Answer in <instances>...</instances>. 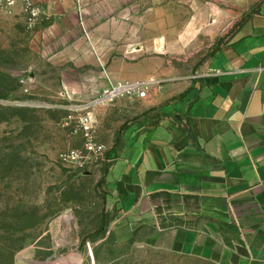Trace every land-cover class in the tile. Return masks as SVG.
<instances>
[{"label":"rangeland","instance_id":"obj_1","mask_svg":"<svg viewBox=\"0 0 264 264\" xmlns=\"http://www.w3.org/2000/svg\"><path fill=\"white\" fill-rule=\"evenodd\" d=\"M263 3L78 5L72 24L82 26L80 49L36 39L53 17L30 28L23 17L0 13V264H77L76 257L82 264H158L143 248L152 230L110 206L106 183L123 144L119 136L148 111L143 100L129 96L115 104L94 102L110 85L132 81L135 72L154 81L150 96L190 84ZM118 102L122 112L113 108ZM88 116L93 141L104 146L101 155L86 149L82 122ZM72 151L78 161L66 159Z\"/></svg>","mask_w":264,"mask_h":264},{"label":"crops","instance_id":"obj_2","mask_svg":"<svg viewBox=\"0 0 264 264\" xmlns=\"http://www.w3.org/2000/svg\"><path fill=\"white\" fill-rule=\"evenodd\" d=\"M34 1L54 18L36 39L80 49L78 5L105 0ZM194 80L139 99L148 113L119 136L108 203L150 227L152 262L264 264V3Z\"/></svg>","mask_w":264,"mask_h":264},{"label":"built area","instance_id":"obj_3","mask_svg":"<svg viewBox=\"0 0 264 264\" xmlns=\"http://www.w3.org/2000/svg\"><path fill=\"white\" fill-rule=\"evenodd\" d=\"M25 17L27 25L30 28L36 27L39 22L47 17L43 7L34 0H0V13L15 16L18 12ZM154 81H126L117 84H112L107 87L94 102L95 105L101 104H115L119 99L126 96L135 97L137 99L145 98ZM83 130L85 132L88 143L86 149L90 153L103 154L104 146L97 145L94 141V131L91 119L86 117L82 122ZM67 160L78 161L79 154L72 151L66 156ZM90 257L93 259V250L89 247Z\"/></svg>","mask_w":264,"mask_h":264},{"label":"trees","instance_id":"obj_4","mask_svg":"<svg viewBox=\"0 0 264 264\" xmlns=\"http://www.w3.org/2000/svg\"><path fill=\"white\" fill-rule=\"evenodd\" d=\"M260 8H261V6H260ZM260 8L257 10L256 13H259V12H260ZM256 13H254V14H256ZM254 14H251V15L248 16L246 19H244V20L242 21V23L240 24L239 28L242 27L243 25H245L246 22L249 20V18H250L252 15H254ZM189 92H190V91H188V92H186L185 94L181 95V96H180L178 99H176V100H183V99H185V98L187 97V95L189 94ZM174 100H175V99H174Z\"/></svg>","mask_w":264,"mask_h":264},{"label":"bare ground","instance_id":"obj_5","mask_svg":"<svg viewBox=\"0 0 264 264\" xmlns=\"http://www.w3.org/2000/svg\"><path fill=\"white\" fill-rule=\"evenodd\" d=\"M93 258H94V256H93ZM75 259H76V263L77 264H82L81 259L79 257H76ZM61 264H71V263H69V262H62Z\"/></svg>","mask_w":264,"mask_h":264}]
</instances>
